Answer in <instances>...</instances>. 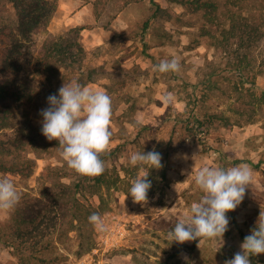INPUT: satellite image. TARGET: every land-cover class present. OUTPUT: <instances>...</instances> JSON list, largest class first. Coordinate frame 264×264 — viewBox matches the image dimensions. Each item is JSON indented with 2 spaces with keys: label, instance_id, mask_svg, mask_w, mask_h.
<instances>
[{
  "label": "rangeland",
  "instance_id": "374dc122",
  "mask_svg": "<svg viewBox=\"0 0 264 264\" xmlns=\"http://www.w3.org/2000/svg\"><path fill=\"white\" fill-rule=\"evenodd\" d=\"M213 1L219 8L214 16L172 0H143L112 19L107 12L98 15L96 0H54L56 13L47 28L33 36L25 58H41L52 36L84 28L80 42L87 53L85 74L92 81L87 87L105 91L112 99V137L102 159L117 148L118 152L104 160L110 184L98 187L95 195L80 197L86 204L81 227L71 218L72 204L64 220L47 194L60 192L61 182L74 186L81 175L62 159L57 141L41 133L40 111L49 106L44 96L51 89L48 79L33 73V64L17 75H0V86L14 89L0 102V141L8 142L23 130L28 144L5 162H28L31 169L26 175L0 171V177L12 180L22 193L14 211L0 210V264H224L241 251L242 232L251 234L264 209V70L251 67L248 60L245 77L232 68L244 56L264 58V41L252 47L251 42L221 44L210 37L211 20L225 21L221 14L227 0ZM16 21L13 6L0 0V68ZM172 57L181 63L180 73H159L155 65ZM20 86L35 99L18 98ZM167 95L170 103L164 102ZM241 102L252 104L251 109L241 107ZM144 127L149 129L142 131ZM33 136L40 143L35 148L29 145ZM43 141L52 146H42ZM153 150L162 156L161 169L128 163L133 152ZM241 163L252 169V178L242 203L227 213L222 242L168 240V231L177 220L188 218L191 205L203 196L194 183L195 172L203 166ZM143 175L152 187L147 203L140 204L128 193ZM30 198L50 201L49 217L55 226L45 239L26 237V227L17 219ZM94 212L104 220V231L89 222ZM249 259L251 264H264V254Z\"/></svg>",
  "mask_w": 264,
  "mask_h": 264
},
{
  "label": "clouds",
  "instance_id": "9594fccd",
  "mask_svg": "<svg viewBox=\"0 0 264 264\" xmlns=\"http://www.w3.org/2000/svg\"><path fill=\"white\" fill-rule=\"evenodd\" d=\"M159 73H180L178 58L161 59L155 65ZM171 95L164 97L170 103ZM48 107L40 111L42 116L41 133L49 141H57L60 155L67 165L79 175L96 177L106 168L102 159L111 143L112 99L101 90H94L71 81L58 90V95L47 97ZM162 156L153 150L147 153L133 152L130 166L146 165L151 169L163 167ZM193 176V169L189 177ZM252 169L241 163L233 167L203 166L194 174V183L203 193L202 198L191 205L190 216L176 221L167 233L171 242H185L208 238L223 240L228 231L227 213L234 211L243 201L250 185ZM152 182L148 175L136 178L129 189L135 203H147ZM22 201V193L15 183L6 176L0 177V210L11 213ZM88 220L98 230L106 226L99 213H92ZM241 251L224 264H251L249 257L264 254V209H260L251 234L240 245ZM187 259V258H185Z\"/></svg>",
  "mask_w": 264,
  "mask_h": 264
},
{
  "label": "trees",
  "instance_id": "16d2710c",
  "mask_svg": "<svg viewBox=\"0 0 264 264\" xmlns=\"http://www.w3.org/2000/svg\"><path fill=\"white\" fill-rule=\"evenodd\" d=\"M4 1L11 4L15 9L17 21L15 33L9 36L10 46L7 50L8 52L1 61L0 75H17L22 71L29 69L33 64L35 70L33 73L45 75L48 79L51 89L48 94L45 93L44 96L46 98L49 95H58V90L63 83L67 84L75 80L79 81L82 85L87 86L92 82L90 80L91 76L85 74V71H88V67L85 64L87 53L80 42V34L84 28H74L70 30L69 33L52 36L45 43V54L41 58H25L27 50H29L28 46L34 40L33 36L41 33L44 28H47L49 21L56 13L57 5L54 0ZM140 1L143 0H96V6L100 11V13L98 12V15H101L102 12H107L112 19H115L126 7ZM172 1L183 5H190L197 11L204 10L211 16H214L219 10L217 3L213 0ZM224 8V12H222L221 15H223L225 21L217 18L211 20V23L214 24H212V27L207 31L210 37L219 41L221 44L234 43V41L238 43L251 42L253 43L252 47H257L264 41V0H227ZM218 32H220V38H218ZM247 60L249 64H251V67L252 64H255V66L253 65L254 68L257 67L261 71L264 70V58L259 60L258 56L251 58H247L246 56H244V58L241 57L238 64L232 69L239 71L238 73L242 75V77H245V74L243 73L248 67L243 68V66ZM243 80L250 82L247 78H244ZM11 91H14V89H10L8 84L1 85L0 102L9 97ZM26 92H28V90H26L24 86H20L15 93L20 99H24L25 97H29V101L35 99L32 92ZM262 97H264V93ZM241 107L251 109L252 104L241 102ZM25 117H28L27 111L25 112ZM148 129V127H144L142 131ZM184 129L189 132L186 128ZM176 130L177 128L174 126L173 132H176ZM31 139L32 142L31 144L29 143L30 147L35 148V146L40 144L36 142L35 136ZM27 145L23 130H19L14 137L9 139L8 142L0 141V155L4 156V159L0 161V171L13 172L22 175L28 174L31 171L28 162L25 164L5 162L7 161V156L13 154L14 151L27 149ZM42 146L48 147L52 145L50 142L48 143L45 141L42 143ZM116 152H118V148L110 154L105 155L104 160L111 158ZM106 172L107 168L102 175L96 177L81 175L74 186H69L64 182H61L62 189L60 192L47 194L51 200V204L60 208V215L64 220L70 217L69 207L73 206L71 218L73 222L77 221L79 227H81L84 222L83 211L86 204L82 203L80 197L95 195L98 187L110 184L105 175ZM161 175L163 178L166 177L165 168L162 170ZM57 176L59 179L66 177L62 175ZM67 177L73 178L71 175H67ZM155 190H158V188L156 187ZM70 198L73 199L72 203L70 202ZM49 202V199L45 201L42 198H30L25 201L19 209L17 219H19L20 226L26 227V229L23 230L26 237H33L34 240H37L38 238L45 239L44 237H47L52 227L55 226V223H52V220L49 217V213L52 211ZM70 225H73V223L70 222ZM32 226L33 228L31 229ZM246 236L247 235L242 232L243 240ZM163 264H169V262Z\"/></svg>",
  "mask_w": 264,
  "mask_h": 264
}]
</instances>
